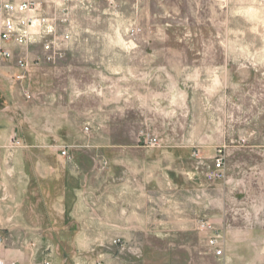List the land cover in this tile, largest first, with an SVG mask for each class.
I'll list each match as a JSON object with an SVG mask.
<instances>
[{
	"label": "rangeland",
	"instance_id": "374dc122",
	"mask_svg": "<svg viewBox=\"0 0 264 264\" xmlns=\"http://www.w3.org/2000/svg\"><path fill=\"white\" fill-rule=\"evenodd\" d=\"M183 2L180 12L169 4L170 15L147 24L139 0L117 1L109 11L99 3L92 15L77 11L88 32L63 57L36 64L23 81L2 61L5 113L25 131L47 125L60 138L75 134L80 155L106 156L108 149L97 145L108 141L134 142L148 158L179 151L187 182L192 171L204 174L221 150L223 176L207 182L222 209V226L212 225L209 234L221 236L223 255H215L193 226L178 234L180 243L148 244H72L58 238L60 229H46L47 238L31 245L17 237L21 232L0 228V257L21 264H39L46 255L53 264L97 258L108 264H264V0ZM129 27L139 29L132 39ZM40 53L32 47L24 54ZM145 59L169 66L148 68L147 82L123 78ZM150 136L158 146L145 144ZM9 141L10 148L23 145L18 134ZM172 144L177 147H159ZM186 183L181 180V189Z\"/></svg>",
	"mask_w": 264,
	"mask_h": 264
},
{
	"label": "crops",
	"instance_id": "0c3cea01",
	"mask_svg": "<svg viewBox=\"0 0 264 264\" xmlns=\"http://www.w3.org/2000/svg\"><path fill=\"white\" fill-rule=\"evenodd\" d=\"M183 1L143 0L141 19L147 24L170 15L169 4L174 5L172 13L180 12ZM168 64L140 60L134 75L123 78L147 82L148 68ZM3 68L0 60L1 229L21 232L17 237L23 243H40L47 238L46 229H60L58 238L66 243L101 244L119 237L148 244L180 243L178 234L193 226L207 243L209 232L200 224L222 226L220 203L203 171L190 172L188 182L181 177L179 151L159 150L148 158L134 142L108 141L97 145L108 149L106 156L80 155L77 147L82 145L75 134L65 139L47 125L28 131L17 127L16 117L5 113ZM12 134L22 137V146H8ZM62 147L68 148L70 158L60 155ZM182 179L189 186L181 189Z\"/></svg>",
	"mask_w": 264,
	"mask_h": 264
},
{
	"label": "built area",
	"instance_id": "2783aa9c",
	"mask_svg": "<svg viewBox=\"0 0 264 264\" xmlns=\"http://www.w3.org/2000/svg\"><path fill=\"white\" fill-rule=\"evenodd\" d=\"M99 3H104L107 11L116 6L115 0H0V60L11 63L12 67L17 69L13 77L17 81H23L33 66L40 62L56 61L63 57L73 44L83 40V35L88 30L81 27L76 12L82 11L86 15H92ZM138 32L136 27L126 29V35L130 39ZM32 47H38L41 53L29 58L24 53H28ZM84 129L90 130L89 126ZM17 143L18 139L13 136L12 144ZM145 144L156 147L159 145L158 138L147 137ZM221 152L219 150L216 154L213 165L205 169L204 177L208 181L223 176L224 157ZM59 153L66 158L71 157L66 147L60 148ZM200 225L208 232L214 229L208 221H203ZM2 239L0 236V242ZM112 242L119 244L122 240L116 237ZM207 245L215 255H223V241L218 233L208 234ZM0 264L21 263L15 259L6 260L0 257ZM39 264H53V261L46 255ZM93 264L108 263L102 258H97Z\"/></svg>",
	"mask_w": 264,
	"mask_h": 264
}]
</instances>
